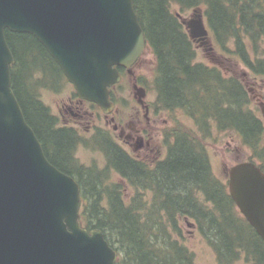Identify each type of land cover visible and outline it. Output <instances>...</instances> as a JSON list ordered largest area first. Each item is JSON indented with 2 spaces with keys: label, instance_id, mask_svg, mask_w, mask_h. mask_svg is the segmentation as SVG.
<instances>
[{
  "label": "trees",
  "instance_id": "obj_1",
  "mask_svg": "<svg viewBox=\"0 0 264 264\" xmlns=\"http://www.w3.org/2000/svg\"><path fill=\"white\" fill-rule=\"evenodd\" d=\"M133 3L148 50L155 58L150 74L138 75L137 82L148 92H155L153 106L185 113L201 130L203 140L208 136L204 132L214 126L221 132L234 131L242 146L258 149L261 128L249 107L247 90L239 79L224 76L218 66L196 62L195 44L178 13L202 9L219 49L251 72L264 74V0ZM174 6L180 11L173 12ZM6 37L15 58L12 87L26 120L49 161L79 184L82 225L104 233L118 252L119 264H196L194 253L181 241L179 221L185 216L197 223L218 264H236L242 259L264 264V240L214 177L205 145L181 126L173 127L166 138L167 158L152 170L116 145L108 132L98 131L91 145L104 153L106 167L81 164L73 151L74 143H81L76 132L72 128L55 130L57 119L38 95L40 86L57 90L66 77L36 37L9 31ZM51 65L58 74L49 70ZM119 70L126 79V70ZM47 74L58 75L62 84L56 87L54 81H46ZM92 108L99 109L96 105ZM113 173L126 186L111 181ZM126 189L135 193L129 195Z\"/></svg>",
  "mask_w": 264,
  "mask_h": 264
},
{
  "label": "water",
  "instance_id": "obj_2",
  "mask_svg": "<svg viewBox=\"0 0 264 264\" xmlns=\"http://www.w3.org/2000/svg\"><path fill=\"white\" fill-rule=\"evenodd\" d=\"M182 23L192 40L209 44L200 10ZM7 31L36 37L78 98L111 114L119 68L132 75L147 49L133 0H0V264H119L104 233L82 226L79 184L49 161L26 120ZM134 90L144 106L146 90ZM230 193L264 240V173L253 163L234 166Z\"/></svg>",
  "mask_w": 264,
  "mask_h": 264
},
{
  "label": "rangeland",
  "instance_id": "obj_3",
  "mask_svg": "<svg viewBox=\"0 0 264 264\" xmlns=\"http://www.w3.org/2000/svg\"><path fill=\"white\" fill-rule=\"evenodd\" d=\"M180 11V9L177 6H174L173 12ZM193 15V10H189L185 13H183V17L185 19H190ZM206 26L210 31V44L208 46L209 50H206L204 46H200L198 43L194 42L196 53H197V59L196 62L203 63L208 66H219L220 69L223 70L224 76L229 77V74H233V72L239 73L241 75L242 73L246 72L249 77L251 84H255L260 88L261 80L260 78L256 80L254 75L252 76L250 74V70L241 62L237 61V59L231 58L228 54H225L223 50H220L219 47L216 45V42L213 38L212 32L205 20ZM261 46L264 50V41H261ZM213 48V50H210V48ZM155 65V58L150 50L146 51V53L143 55V57L140 59L137 67L133 69V74H135V77L137 75H140L142 73L144 74H150L151 70L153 69ZM49 70L53 73L57 72L54 65L49 66ZM58 74V72H57ZM54 76L56 77L54 79ZM61 77H59L56 74H47L45 77L46 81L51 80L55 82L56 87L59 86V84H62V80H60ZM137 78V77H136ZM44 79V80H45ZM53 79V80H52ZM258 81V82H256ZM254 85V86H255ZM74 88L73 86L68 82H64V85L57 90L49 88V86H40L39 88V98L43 102V104L48 107L52 113L53 116L60 119L61 126L62 122L64 120H69L70 122H75L76 119L71 114H67L65 112V108H68L69 105L75 106L76 98L74 97ZM250 93V92H249ZM117 100L119 103L122 104L123 108L120 107L119 112V119L123 127H125V130L127 132L128 128L126 127L127 123H131L134 118L133 115L135 113L136 108L141 107L137 103V98H135V93L132 90V81L129 78H126L122 86L116 90ZM251 96V93L248 94ZM156 94L154 91H149L147 93V96L145 98L146 103H155L156 102ZM252 108V107H251ZM76 109V106L74 107ZM83 109H87L86 111H89V114L86 116V118L83 121V124H77L72 127L73 130L76 132L77 139L81 141L79 145L76 148L75 156L78 159V161L81 164H84L86 166H92L96 165L100 168H105L107 165V160L102 151H100L97 147H94L91 145L92 139L97 132V130L94 132L93 127L88 128L89 125L99 126L104 128L105 130L109 131L110 137L113 138V136H116L114 131L112 130V126L106 124V121L104 117L97 112L96 114H91L90 111L94 110L91 105L88 103L83 105ZM157 114H160V117L156 118V123L153 124L154 132H155V158L158 161V159L163 160L166 155V145H167V136L170 135L171 131L174 129L173 127L181 126V128L184 130L185 133L192 136L193 138H196L200 145H205L208 156H209V162L211 166L212 173L214 174V177L224 185V190L227 193L228 192V172L235 163V160L237 159L236 155L232 153V150L236 147V142L233 141V137L237 140L239 137L237 134L232 131H219L217 128L212 126V129H210L207 132H204V136L208 135L206 139L203 138V134L199 128H197L194 121L187 116L182 111H171L163 108H159ZM149 117V115H148ZM150 123H152V120L154 116L150 114ZM146 119L143 118V126H146ZM113 135V136H112ZM191 137V138H192ZM170 139V138H169ZM240 139V138H239ZM258 141V140H257ZM121 143L122 141H118ZM166 142V144H165ZM158 149H161L159 151ZM131 150V149H130ZM246 153L249 155L251 154V151H247ZM248 157V156H247ZM238 159H241L240 157ZM151 164L149 165L148 160H145V163L150 166V168H154L156 164H154V157H151L150 160ZM111 181L118 182L124 186H126V182L122 180V178L113 173L111 177ZM127 193L129 195L135 193V190L126 189ZM149 197V193H148ZM203 200L205 199L203 196L201 197ZM208 206L210 204L208 203ZM179 227L182 232V243H184L187 248L194 253L195 255V263L196 264H218L216 254L213 250V248L208 244L206 241V238L203 236L201 231H199V227L197 223L194 222V219H188L187 221L184 219H181L179 221ZM180 236H177L179 238ZM236 264H251L246 263L244 259L240 260Z\"/></svg>",
  "mask_w": 264,
  "mask_h": 264
},
{
  "label": "flooded vegetation",
  "instance_id": "obj_4",
  "mask_svg": "<svg viewBox=\"0 0 264 264\" xmlns=\"http://www.w3.org/2000/svg\"><path fill=\"white\" fill-rule=\"evenodd\" d=\"M250 74L252 76L254 75L255 76L254 78L256 80L260 78L261 80L260 88L256 86L255 84H251L250 77L246 72L242 73L241 75H239V73L237 72H233V74H229V77H235L236 79H239L240 82L243 84L244 88L247 90L248 94L251 93V96H249L250 97L249 107L252 111H254L255 117L260 124L262 135L258 136V139H257L260 142V146L258 147V149L254 150L252 146H249V147L242 146L241 145L242 143L239 142L240 140L239 139L236 140L233 137V141L236 142V147L235 149L232 150V153H234L237 157L233 166L237 164H241V163L251 162V163H255L264 172V166H263L264 162L262 160L264 157V114H263L264 74H257L251 71H250ZM115 89L116 88H113L110 92V98L116 106L114 109V112L112 114H105L102 112V110H99V113H98L104 117L106 124L112 126V130L116 134V136L112 135L113 136L112 140L114 141L116 145L119 144L124 150L130 153L134 157V159L138 161L145 163V160H148V163L150 165L151 162L149 160L151 157H154V161L152 162H154V164H156L155 167H157L161 162H164L166 160V157L168 155V148L167 146H165L166 155L164 159L161 161L160 159H158L157 161L155 158L156 147H155V135H154L155 132L153 131L154 130L153 124L156 123L155 119L160 117V114H157L158 109L153 106V103L151 104L147 103L146 110L145 108L143 109L142 107L136 108L135 113L133 115L134 120L131 123L129 122L126 124V127L128 128L126 132L125 127L122 126L120 119H119L120 108H118V103L116 102V99L118 96L116 95ZM75 98H76V103H75L76 109H74L75 106L69 105L68 108H65V112L67 114H71L74 117V119H76V121L70 122L69 120L65 119L64 122H62V126H61L60 119L56 118L57 120L55 124L57 126L54 127L55 130L63 129V128L76 129L75 127H72V125L75 126L76 125L75 123L83 124V121L86 118V116L89 114V111H86L87 109L85 110L83 109V105L86 103L85 101H80L76 96ZM136 101L138 103V100ZM90 112L91 114H96V112L94 111H90ZM150 114L154 116L152 123H150V119H151ZM143 118L146 119V122H145L146 126H143L142 124ZM58 125L60 127H58ZM91 127H93L94 132L98 129L97 131L103 130L104 132L109 133V131L105 130L102 127H99V126L96 127L94 125H89L88 128H91ZM118 141H122V142L119 143ZM158 150L161 151V149H158ZM246 150L249 152L251 151V154L248 155L246 153ZM239 157L241 159H238ZM233 166H231V168ZM231 168L228 172V179H229ZM228 183H229V180H228ZM185 218L187 217L185 216Z\"/></svg>",
  "mask_w": 264,
  "mask_h": 264
}]
</instances>
